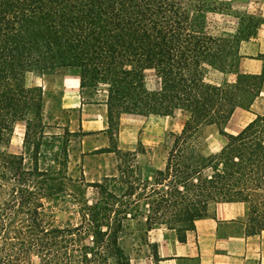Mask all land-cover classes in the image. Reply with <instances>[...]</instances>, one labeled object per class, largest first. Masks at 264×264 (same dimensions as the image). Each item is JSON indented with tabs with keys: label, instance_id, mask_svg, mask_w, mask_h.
Wrapping results in <instances>:
<instances>
[{
	"label": "trees",
	"instance_id": "trees-1",
	"mask_svg": "<svg viewBox=\"0 0 264 264\" xmlns=\"http://www.w3.org/2000/svg\"><path fill=\"white\" fill-rule=\"evenodd\" d=\"M221 5L0 0V264H131L123 237L132 223L146 236L162 226L184 242L220 203L244 204L247 233L264 231V114L236 135L225 131L237 108L249 110L264 79L239 71L240 45L252 25L210 30L209 15L225 14ZM147 71L156 76V89L147 87ZM211 71L219 82L208 79ZM28 74L77 75L82 94L103 87L109 125L122 113L180 111L185 120L169 133L164 164L150 179L120 164L117 176L84 183L70 173L67 142L46 131L43 92L28 87ZM17 121L26 126L22 150L14 154ZM210 127L227 142L206 155ZM82 187L96 197L88 200ZM60 211L65 221L58 220ZM149 247L157 260L156 245Z\"/></svg>",
	"mask_w": 264,
	"mask_h": 264
},
{
	"label": "crops",
	"instance_id": "crops-1",
	"mask_svg": "<svg viewBox=\"0 0 264 264\" xmlns=\"http://www.w3.org/2000/svg\"><path fill=\"white\" fill-rule=\"evenodd\" d=\"M230 1H249L258 17L248 16L254 18L252 21L248 19L251 22L248 26L252 25L251 29H255L257 33L240 45L239 71L242 74L263 76L264 79V0ZM233 19L239 21L241 17H233ZM237 27L239 25L235 29ZM106 97L85 100L80 91L78 76L63 75L62 108L76 115L75 120L70 121L69 127L70 132L81 134L79 162L85 183L101 182L104 178L114 177L119 173L121 160L110 145ZM257 114H264V81L259 96L249 110L237 108L225 131L232 135L238 134ZM117 127V150L123 153L134 152L135 156H138L135 151L138 146L159 144L169 131H173L174 122L172 116H139L122 113ZM148 133L154 136L147 137ZM246 214L247 207L242 203L217 204L212 207L207 217L195 222L194 231L186 234L184 242H179L174 232L162 226L156 227L147 236V246L156 245L157 260H154L150 253L135 259V262L136 264H264V231L248 234ZM133 262L134 259H131V264Z\"/></svg>",
	"mask_w": 264,
	"mask_h": 264
},
{
	"label": "rangeland",
	"instance_id": "rangeland-1",
	"mask_svg": "<svg viewBox=\"0 0 264 264\" xmlns=\"http://www.w3.org/2000/svg\"><path fill=\"white\" fill-rule=\"evenodd\" d=\"M248 2L249 1L232 2L230 0H219V3L222 4L220 9L223 10L222 12L227 15H209L210 30L213 33H231L232 30H234L238 25L243 27L248 26L251 23L248 20L250 18L248 16H256L255 18H258L254 8L251 7L249 4L250 2ZM235 16L241 17L242 20L238 21L233 19ZM244 16L247 17L244 18ZM256 33V30L253 31V34L250 37H254ZM63 75L64 74H54L38 77L34 74H28L26 76V84L28 87L37 86L42 89V119L43 123L48 126L46 131L49 134H60L65 142H67V148L70 150V173L73 178L77 180L82 179L85 183L81 163L79 162L81 134L76 133L72 136L64 135V130L67 129L70 131V121H74L76 115H72L68 113L67 110L62 108ZM227 78L230 80V76ZM145 79L146 85L149 89H156L158 87V80L153 72L147 71L145 74ZM208 79L212 82H219L221 80V75L211 71ZM69 85H71V83ZM106 95L107 93L104 91L103 87H100L99 90L85 89L83 91V97L85 100L98 99ZM172 117L174 122L173 131H169L159 144L145 147L138 146L135 149L138 156L132 157L130 155H125L123 152L119 153L118 157L121 160V166H132V170L137 171L140 179H150L154 173V169L162 167L164 164L167 152L166 149L168 147L169 133H178L183 126L185 117L180 111H177ZM110 125V145L111 147H116L118 144V140L116 138V134L118 132L117 122L113 120ZM25 126L26 124L24 121H17L15 123L14 134L9 147L10 153L18 154L21 152ZM140 133L142 132L140 131ZM152 133H148L146 136H154ZM205 139L206 147L204 149V153L206 155L219 152L227 142V139L218 133L216 127H210L205 130ZM129 154H131V152ZM82 188L86 192L85 196L88 200H93L96 197V193L92 188ZM57 218L58 220L65 221L67 219V214L64 211H60L57 213ZM143 229V226L140 228L135 223H132L130 231L123 237V246L130 254L131 259H134L133 264H136L135 259L150 255V253H152V248L147 246L146 240L148 235L146 236V234H142Z\"/></svg>",
	"mask_w": 264,
	"mask_h": 264
}]
</instances>
